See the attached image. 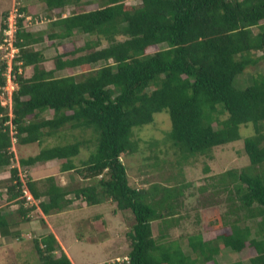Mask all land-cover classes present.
<instances>
[{
    "label": "trees",
    "instance_id": "1",
    "mask_svg": "<svg viewBox=\"0 0 264 264\" xmlns=\"http://www.w3.org/2000/svg\"><path fill=\"white\" fill-rule=\"evenodd\" d=\"M40 1L49 12H59L49 18L48 30H27L23 17L16 18L17 52L11 64L16 89L10 116L0 104V168L8 169L0 189L6 201L17 204L18 220H30L36 207L44 215L57 213L78 197L86 204L108 201L114 203L113 213L127 212L133 222L125 234L127 263L105 264H264V72L250 74L245 85L238 83L247 67L264 64V0H139L137 5L98 0L96 8L67 15L60 10L88 1ZM4 27L3 22L0 30ZM73 35L86 37L73 49L56 52L53 66L46 69L43 52L33 45L42 38ZM96 62L102 64L76 74H53ZM25 67L31 68L27 77L18 71ZM4 69L2 62L0 86ZM49 110L50 116L44 117ZM161 111L168 115L165 136L178 157L210 159L227 144L242 140L246 165L225 169L219 180L223 188L231 186L238 208L244 209L245 218L255 219L253 223H217L218 232L186 235L182 243L159 242L153 236L152 229L161 230L176 214L183 185L132 186L120 156L136 151L133 131ZM248 125L251 134L242 139L239 127ZM65 126L89 130L90 137L43 146L25 156L17 153V148L39 144ZM89 143L86 158L74 164V156ZM50 160L60 162L59 171H74L90 182L69 188L52 175L27 176L24 184L37 204L25 203L19 172ZM203 171L208 173V167ZM12 214L0 210V237H19L18 229L11 228L16 221ZM31 242L38 264H73L52 232ZM218 242L228 253L243 254L246 249L247 260L235 256L218 263Z\"/></svg>",
    "mask_w": 264,
    "mask_h": 264
},
{
    "label": "rangeland",
    "instance_id": "2",
    "mask_svg": "<svg viewBox=\"0 0 264 264\" xmlns=\"http://www.w3.org/2000/svg\"><path fill=\"white\" fill-rule=\"evenodd\" d=\"M88 3L79 4L78 6L67 5L60 10L62 15L79 10H89L96 8L98 0H85ZM126 1V0H125ZM127 4L137 5L139 0H127ZM23 8V27L30 31L45 30L48 26L49 18L55 17L59 11L45 8L40 0H0V24L14 14L15 9ZM6 17L3 20V13ZM29 16V20L25 17ZM48 30V29H47ZM46 30V31H47ZM2 30H0V39ZM86 35H73L62 40H48L42 38L39 43L33 45L35 49H41L46 58L43 65L46 69L53 66L52 56L57 52L73 49L81 44V40ZM105 43L103 42L102 45ZM71 55L64 56L68 58ZM8 51L0 49V64L7 61ZM12 64V61H11ZM101 62L89 64V66L75 67L73 69H63L54 71L55 76H61L67 73H80L83 68L91 69L100 66ZM19 73L25 77L31 73L30 67L21 68ZM257 72H264V64H256L247 67L244 72L238 76L240 85L247 84L250 74L255 75ZM0 103L6 106L9 115V101L6 97L0 96ZM8 107V108H7ZM51 111L43 114L44 117L50 116ZM10 116V115H9ZM169 129V118L166 112L161 111L154 114L153 121L150 124L142 126L133 131V138L137 139L136 151L120 156L121 162L125 166L126 176L130 185L135 187H147L152 184L159 186L183 185L182 194L176 200L175 213L190 221L189 226L185 228L184 235L195 233L196 229L209 231L210 234L218 232L216 224L230 223L240 221L253 223L255 219L245 218L244 209L237 206V201L233 197L231 186L226 188L220 184V174L230 167L241 168L247 163L244 155L242 140H236L227 144L223 148L214 152L213 157L208 159L204 156L178 157L177 148L171 145L170 140L165 136ZM10 133V132H9ZM240 137L251 134L250 126L239 127ZM90 137L89 130L79 131L78 129H68L66 126L61 128L56 134L45 137L39 144L32 143L27 146L17 148V153L22 155L34 154L43 146L53 144H62L73 141L74 138ZM13 142V139H12ZM92 144L82 146L79 153L74 156L73 162L79 165L83 161ZM14 148L12 147L11 150ZM14 151V150H13ZM61 161V160H60ZM55 161L48 163L44 168H37V171H20L23 182L28 177L32 179L52 175L57 183L69 188L78 187L90 182L87 179H81L74 171H59ZM207 166L208 173L203 171ZM39 167V166H38ZM185 183L187 186H185ZM72 197V195H70ZM113 202L104 201L99 204H86L81 197L76 198L71 205L65 207L57 214L46 216V220L51 225L56 237L59 238L61 250L69 257L73 264H105L112 263L116 259L120 260L129 250V241L126 237V231L129 230L133 222L132 217L127 212H112ZM98 216L93 219V217ZM16 218H21L16 214ZM30 223H21L13 225L15 228L23 226L25 234L17 239L7 237L0 240V264H38V257L32 245V238L40 236L36 234L41 231L42 225L45 226L39 212L33 209L29 214ZM174 219V218H173ZM243 220V221H244ZM184 221V220H182ZM219 221V222H218ZM30 227H34L30 230ZM46 230V229H45ZM163 232V231H162ZM206 234V232H204ZM218 247H221L220 242ZM247 250L243 254L219 253L215 255L218 263H224L228 259L239 256L246 261L248 257ZM56 253L58 250L55 251Z\"/></svg>",
    "mask_w": 264,
    "mask_h": 264
},
{
    "label": "crops",
    "instance_id": "3",
    "mask_svg": "<svg viewBox=\"0 0 264 264\" xmlns=\"http://www.w3.org/2000/svg\"><path fill=\"white\" fill-rule=\"evenodd\" d=\"M15 155V154H14ZM16 157V156H15ZM52 161H55V160H52ZM51 160L50 161H47V162H42V163H40V162H37V163H35V164H33V165H31V166H29L28 168H29V170L31 171H37V168L39 169V168H41L42 166H44V168L48 165V163H50V162H52ZM56 163H57V161H55ZM17 162H16V160H15V162H14V164H16ZM39 166V167H38ZM8 176V169L7 168H5V167H3V168H0V179H5L6 177ZM33 177H31V179H32ZM38 178H41V176L39 177L38 176ZM38 178H36V179H38ZM35 179V178H34ZM0 191H1V193H0V210H1V212H6V213H11V212H13V214L11 215V218H13V217H15V215H16V212H15V209H16V207H17V204L14 202V201H6L5 200V193H4V189L3 188H1L0 189ZM38 212H39V216L43 219V224L45 225V226H43L42 225V230L41 231H38L36 234H40V235H43V234H45V233H47V232H52L54 235H55V238H56V240L59 242V244H60V246H61V243H60V240H59V238H57L56 237V234L53 232V230H52V227H51V225L48 223V221L46 220L47 218H46V216H48V215H44V214H42L41 212H40V210L39 209H36ZM15 213V214H14ZM58 213V212H57ZM57 213H52V214H57ZM50 215V214H49ZM174 218V219H173ZM19 218H16L15 220V222H13L14 223V225H15V223H18L19 222V220H18ZM168 222L166 223V224H163V228L161 229V230H153L152 229V234H153V236L159 241V242H178V243H182L183 241H184V239H185V237H186V235H191V234H194V232L193 233H188V234H186V235H184L185 233H183V231L185 230V228L186 227H188L189 226V224L188 223H190V221L188 220V221H186V218H182V216L180 217L179 215H177V216H170V218H168ZM182 220H184V221H182ZM31 222H33V220H28L27 221V223H30L31 224ZM21 223H25V222H21ZM21 223H20V227H14L13 226V224H12V226H11V228L13 229V230H15V229H18V231H16V233H19V237H21V236H23V235H27V234H25V232H24V228H23V226L21 227ZM23 228V229H22ZM29 228H30V230L31 229H33L34 227H30L29 226ZM46 229V230H45ZM163 231V232H162ZM198 232H200L201 233V230H199V229H196V232L195 233H198ZM203 236V235H202ZM7 237H0V240H4V239H6ZM15 240V239H14ZM219 243V242H218ZM61 247H63V246H61ZM220 248V250H219V252L217 253V255L220 253H228V252H226V250L221 246V247H219ZM124 256H126V255H124ZM247 259V258H246Z\"/></svg>",
    "mask_w": 264,
    "mask_h": 264
},
{
    "label": "built area",
    "instance_id": "4",
    "mask_svg": "<svg viewBox=\"0 0 264 264\" xmlns=\"http://www.w3.org/2000/svg\"><path fill=\"white\" fill-rule=\"evenodd\" d=\"M21 16H23L22 12L17 11V9H15L14 14L7 18V22L4 21L5 27L2 29V37L0 40V49L8 51L7 61H3V63L5 64V69L1 74L4 75L5 82L3 86H0V96L6 97L8 99L9 108H10L11 93L13 90L16 89V83L13 81L11 76V61L15 53L17 52V48L13 46V37H14V31L16 29V18ZM27 18H29V16L25 17V20H29ZM9 115H10V110H9ZM20 179L22 182V196L25 198L24 202L27 204L28 203L36 204L37 200L33 199L32 195L26 188L21 176ZM116 261L127 263V257H123L120 260L116 259Z\"/></svg>",
    "mask_w": 264,
    "mask_h": 264
},
{
    "label": "clouds",
    "instance_id": "5",
    "mask_svg": "<svg viewBox=\"0 0 264 264\" xmlns=\"http://www.w3.org/2000/svg\"><path fill=\"white\" fill-rule=\"evenodd\" d=\"M13 91H14V90H13ZM13 91H12V92H13ZM11 94H12V93H11ZM10 100H11V99H10ZM10 108H11V101H10ZM7 114H8V112H7ZM10 115H11V111H10ZM36 204H37V202H36ZM36 204H35V205H36ZM36 209H38V207H36ZM123 257H127V256H123Z\"/></svg>",
    "mask_w": 264,
    "mask_h": 264
}]
</instances>
